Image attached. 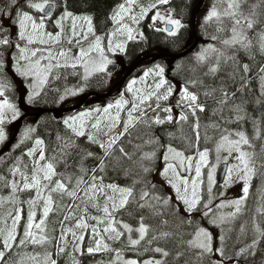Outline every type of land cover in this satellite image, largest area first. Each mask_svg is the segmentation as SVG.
I'll use <instances>...</instances> for the list:
<instances>
[{"label": "trees", "instance_id": "obj_1", "mask_svg": "<svg viewBox=\"0 0 264 264\" xmlns=\"http://www.w3.org/2000/svg\"><path fill=\"white\" fill-rule=\"evenodd\" d=\"M199 1L172 0L164 6L167 12L171 10L173 18H181L184 25L173 37L150 28L147 14H145V20L140 24L141 33V28H143V37L138 41L130 42L122 57L124 65L131 67L148 54L164 52L165 54L178 55L188 51L194 44L190 41L191 34L188 24L192 10ZM124 2L125 0H55L58 7L54 8L52 18L60 16L65 9L75 14H89L92 16L94 32L96 35L103 34L100 36L102 39L114 28L112 17L118 10V5ZM214 4L221 11L226 7L223 0L204 1L202 12L197 15L196 19L199 45L192 53L173 62L172 68H168L165 60L156 61L163 68L164 65L167 67L166 72L170 74L169 80H167L168 85L175 92L173 96H178L179 100L170 103V101L154 99L149 100L143 106L139 105L137 111L132 113L134 119L133 123L129 125L127 133H124V136L113 146L111 154L105 158V171L97 170L96 172L98 178L102 177L100 180L105 186L114 183L121 187H134L136 201L119 212L112 213L116 221L113 227L124 233L121 237L116 238L115 233L104 231L108 226L109 218L105 216L102 209L105 206L106 196L112 195L111 190L105 187L104 191L100 192L90 203L80 206L82 209L81 218H84V223L88 227L78 229L69 227L72 236L74 232L76 236L83 235L84 237L79 250L75 251V247L80 240L74 236L71 241L61 245L63 230L66 225H71V222L68 223L69 214L75 208L74 204L77 199V197L75 199V197L69 196L68 193L75 190L76 194L81 196L84 187L92 183L90 177L92 169L98 165L97 158L104 157V151L100 148L99 143L89 141L88 136L91 135L96 141L103 143L115 130L120 129L123 132L124 126L101 127L97 125L93 127L91 125L84 128L85 135L77 137L64 124V118L70 115L60 116L58 119L52 115V111L70 109L79 103V100L73 103L69 101V88L75 89L76 94L79 92L76 90V80L69 77H77L79 78L78 82L82 80L85 83L89 79L83 80V72L76 66L60 69L58 73L52 74L51 80L42 93L28 102L29 110L21 115L36 114L38 111L46 113L37 119H26L13 146L0 158V228L5 229V233H0V237L6 234L7 227H11L12 218L17 210L21 215L20 223L17 226V242L10 250L5 251L0 264H46L48 258L55 260L56 264H113L120 257L119 260H124V258L125 260H136L137 264H144V260L147 258L161 261L162 264H264V80H262L264 72L261 71L264 68V53L260 51V33L264 32V0H244L241 5V10L245 15H250L255 11L256 15L253 18L260 21L251 30H247L245 26L251 40V47L247 50L239 46L228 48L221 43L222 39L231 35L228 31L231 26L229 19L224 18L226 29L223 32L217 31L218 24L215 19L205 22L206 15L202 14L207 9L211 10ZM18 10L28 12L36 20L42 16L28 6V0H0V40L7 37L9 41L8 44H0V62L3 64V67L0 68V80L8 85L6 92L12 98L16 96L15 89L23 79H15V87L11 83L12 79L9 75L14 78L19 77L16 69L22 65L20 63L22 55L25 57L24 59L32 60L30 59L32 51L29 47L23 48L25 49L23 54L19 51V48L22 47L18 38L19 22L16 15ZM5 21H10L9 27L4 25ZM46 23L47 29L57 32L55 22L46 20ZM213 36H216L217 39L213 40ZM207 42L211 43V46L225 51L226 56L235 57V59L227 61L222 59L217 72H209L210 67L216 66L217 54L207 51L205 61L201 62L197 59L203 50L209 48L205 45ZM106 54L109 58H113V55H109L108 52ZM116 57L114 56V58ZM147 64L148 62H145L134 73L140 74ZM244 64L249 66L247 73L243 70ZM112 69L113 73H111ZM118 72L119 69L116 67L109 68L107 73L91 82L90 89L81 91L79 95L88 92H97L98 95L106 94L120 80ZM66 79L68 80L66 81ZM102 79H104L102 87L94 88ZM155 83L157 84V81ZM185 86L189 92L197 95V103L204 106V111L197 108L193 115L190 109L188 112H184L187 120L180 121L176 113H168L164 109L170 108L168 106L173 107L174 103L178 104V101L181 105L188 106V101L181 100L180 90ZM249 90H252V94L247 97L245 94ZM154 91L159 93L161 90L155 89ZM224 91L229 94L227 104L220 103L225 98ZM120 95L117 89L113 93V97ZM18 102L15 101V103ZM157 103L167 107H157ZM237 105L242 109L239 113L235 111ZM157 114L163 123L152 122V118ZM169 114L173 116L172 121L167 120ZM237 114L244 116V119L237 121ZM254 122L259 126L260 139L254 138ZM9 124L11 123L3 124L2 130L5 138L0 141V151L14 133V129H10ZM28 129H33V131L25 135ZM98 131L99 133L95 135V132ZM236 131L245 132L252 147L245 145L243 148L245 151L254 153L252 160L255 174L249 182L247 198L239 207V211L231 219H228V223L220 227L216 226L217 223L214 222L218 219V214L214 212V202L208 201V207H204L205 201L208 199L204 192H201L197 209L185 215V205L177 199L174 189H166V181L160 174L163 170L162 160L165 151L171 146L182 152L184 157H193L197 151L204 150L208 151V156H213V147L217 146L216 144L223 136L238 139L235 135H229ZM197 135L199 140H197ZM37 139L43 142L39 146L35 144ZM66 144H70L71 147H65ZM33 148H35L34 153L43 150L46 159L56 157V160L53 161L56 165V172L62 173L63 176L57 175L54 180L62 179L68 186V191L64 192L42 190V196L50 195L53 201L47 217L43 216V199H37L35 188L22 189L17 192L12 185L17 174L32 175L34 159L33 156L29 157L27 152ZM121 148L127 155L120 152ZM62 151L66 154L63 160L61 159ZM89 152L94 156H88ZM144 153L150 155V158H144ZM81 164L83 168L87 169V173L80 171ZM144 168H148L150 171L145 172ZM16 169L18 171H14ZM69 176L72 178L70 181L67 179ZM79 177H83L87 183L77 186L76 180ZM134 181H137L135 185H133ZM41 182L46 183L43 180ZM153 185L155 188L152 187ZM142 190L149 191L150 195L146 198L148 204L141 209L138 207V203L141 202L139 196ZM154 196H159L161 199L157 201L153 199ZM214 196L215 192L212 194L211 200ZM164 199H168L167 204L163 202ZM30 200H36L35 205L30 204ZM108 206L111 208V202H108ZM152 206L155 209H152ZM30 209L36 213L34 223H39L40 219H44L45 223L42 227L46 228L47 234L43 236L46 239L34 244L25 238V244L19 245V239L24 238V227L28 222L27 217ZM205 212L207 215H204ZM141 216L144 217V223L149 226V231L146 242L133 247L126 244L129 242L127 236L129 233L123 231L120 222L139 226ZM92 217H98L103 222L98 223ZM93 227H96L98 234L93 233ZM198 228H204L211 235V252L197 249L189 244V241H196L195 234ZM165 233L167 235H164ZM153 236L156 239H152ZM39 240L37 239V241ZM97 240H107L109 242L108 249L101 252L93 251L94 254H92L93 252L89 253L88 248H92L93 243ZM126 245H128L127 248ZM157 247L167 251L168 256L155 252L154 249ZM61 248L63 251H59ZM220 249L223 250L222 254ZM242 249L244 251H241ZM0 250H4L2 241H0ZM118 263L120 262L118 261Z\"/></svg>", "mask_w": 264, "mask_h": 264}, {"label": "snow or ice", "instance_id": "obj_2", "mask_svg": "<svg viewBox=\"0 0 264 264\" xmlns=\"http://www.w3.org/2000/svg\"><path fill=\"white\" fill-rule=\"evenodd\" d=\"M223 2L226 3V7L221 11V10H218L217 6L214 4L212 6L211 10L205 16V18H204L205 22L207 23V22L215 19V21L218 24L217 31L223 32L226 29V26L224 25V18L229 19L231 21V26H230V28H228V31H230L231 35L228 38L222 39L221 43L228 48H235V47L239 46L240 48L245 49V50L249 49L251 47V40L249 39V37L247 35V32L245 30V26H246L247 30H251L254 28V26L256 24L260 23V21L258 19L253 18L256 15L255 11H253L250 15H245L244 12L241 10V5L244 2V0H223ZM132 3H134V0H127L128 5H131ZM168 3H169V0H157V4H168ZM28 6L31 9H34L35 11L43 14L39 18V20L37 21L28 12H21L18 10L16 13L17 18H18V22H19V28H20L19 37H20V39L27 40V42L29 44H31L34 42L33 35L39 34L38 30L44 29L45 19L51 17L52 10L54 8L58 7V5L55 3V0H39V2H36V0H28ZM150 7L154 8V7H156V4H153ZM118 9H119V11H115L114 16L112 17L113 21L117 22V23L119 22V20L123 19V14L125 12H130V8H126L125 4L118 5ZM146 12H147V9L142 8L140 18H143V15H145ZM68 17H72V19H73V35H76V33H75V27H76L75 21L77 19L86 20L88 22V32L93 31L92 26H91V18L90 17H88V16L74 17L73 14L71 12L67 11L66 9L62 12L61 17L55 21L56 25L58 27H60L61 21L68 18ZM131 18L134 22L137 21L136 16H132ZM152 20H153V22L160 20V21L166 23V25H170V27H166L165 29H157L158 31H166L168 36H176L178 34V32L180 31V29H182L184 27L181 19L173 18L172 14H171V10H169V12L166 16H162L159 12H156V14L152 17ZM28 22H31V28H32L33 34L26 35ZM123 27L125 28V30L128 33V39L129 40L134 39V36L132 34V29L127 28V26H123ZM49 35H51V34H49ZM58 35L59 34H57V36ZM84 38L87 39V34H85ZM212 39L215 40V39H217V37L213 36ZM8 42L9 41H8L7 37L0 40V44H8ZM43 42L44 41L41 40V43H43ZM69 42H71V41H69ZM100 44H101V38L97 37L94 47L96 50H99L101 52V55L103 56V50L100 48ZM17 47L19 48V45H17ZM115 48H118L121 52H123L125 50V46L123 43L116 44ZM112 50H113V46L111 43V37H109V51H112ZM209 50L211 52H214L217 54L216 55V66L209 68V72H211V73L217 72L218 66H219L222 59H224L225 61H227L228 59H233V60L235 59V57L226 56L225 51L217 49L211 45H209L208 49L203 50L202 53L198 55L197 59L201 62L205 61L207 59V56L205 55V53ZM19 51L21 52V54H23L25 52V49L19 48ZM260 51H261V53H264V32L260 33ZM63 54L64 53H61V55H63ZM33 55H35V52H33ZM83 55H87V53H85L84 50L81 49V56H83ZM24 58L25 57L22 55L21 59H24ZM109 63H111V61L104 59L103 63L99 65L97 70L101 71V72L105 71V66ZM36 64L38 65L39 61H36ZM72 66L75 67V65H72ZM2 67H3V64H2V62H0V68H2ZM156 67H157L158 71L155 72V75L160 77L159 82L155 85L156 89L158 90L163 85L166 84V81L164 79V68L160 67L159 65H157ZM16 70L21 75L28 76L31 73L32 68L31 67H27V68L18 67ZM243 70L245 73H247L249 71V66L247 64H244ZM151 71H152L151 69L146 71L144 73V76L141 77V80H143L145 77H147ZM261 71L264 72V68H262ZM262 80H264V78H262ZM136 83H137V81H135V80H133L129 83V85H128V91L129 92H131L133 90V85ZM180 92H181V100L189 102L188 107L191 109L193 115H195L197 108H199L200 111H204V106L197 103V101H198L197 95L189 92L186 86L184 88H181ZM172 93H173V89L171 86H169L167 88V91L165 94L158 95L157 93H149V96L156 95V98L158 101L161 99L167 100L168 97L172 95ZM35 94L36 93H30L29 94V101L32 100L33 95H35ZM3 95H4V85L0 84V96H3ZM206 95H207V93H206ZM223 95L225 98L222 101H220V103L221 104H227L229 94L226 91H224ZM147 98L148 97L142 96L140 98L141 103H143L144 100ZM61 99H63V97H61ZM125 103H126V101H124L123 98H121V99L116 101L115 107L117 109H120L122 107V105H124ZM178 104H180V101H178ZM112 107H113V105L111 103L108 104L107 107H105L103 109V112L108 113L109 109H111ZM137 107H138V105L135 103V101H133L132 108L128 112V119L124 122L123 132H121L116 137L110 138V140L107 143V146H105L104 143L96 141L93 136H91V135L88 136L89 141L99 143L100 148L104 151V157H98L97 158L98 159V165L96 168L92 169V175L90 177L92 183L88 185V188L86 189V191L98 190L100 192H103L104 188L106 187L107 189H110L111 192L113 193V195H111V196H106L105 206L103 207L102 211L104 212L105 216H107L109 218L108 226L105 227L104 231L106 233H108V232L115 233L116 238L121 237L124 233L118 231L115 227H113V224L116 221H115V217L112 216V213L119 212L121 209L126 208L130 203L135 202L136 201V198L134 195L135 190H134L133 186L121 187V186L114 184V183H110L106 186L103 185V183H101L100 185H97L95 183V181L98 179L96 172H97V170H99L100 172L105 171V168H106L105 158H107L111 154V150H112L113 146L119 140L120 136L124 135V133H127L129 125L133 123L134 117H133L132 113L137 111ZM157 107H159V104H157ZM4 109H8L12 112V114H13L12 119H16L17 116L19 115L18 110L16 109L15 105L11 104L7 99H4L3 101H0V123H3V121H4ZM96 111H100V110L96 109ZM164 111L171 113L172 110H171V108H165ZM235 111L237 113H239L242 111V109L240 108L239 105H237V106H235ZM89 115H90L89 112H81V113H79L78 116L69 117V118L65 119L64 124L69 129H71V131L75 134V136H77V137L83 136V135H85V131H84L85 118L88 117ZM243 119H244V116H241L239 114L236 115L237 121H240ZM112 120L114 121V124L112 125L114 127L115 123L119 122V113H117L116 116L112 117ZM167 120L172 121L173 116L171 114H169L167 116ZM179 120L180 121H186L187 120V116L184 114L183 111L180 113ZM69 121H72V123H69ZM77 121H79V126L76 125ZM154 122L156 124L163 123V121L159 118V116H157L155 118ZM92 126L96 127L97 125L93 124ZM197 128H198V125H197ZM30 131H33V129L26 130L25 135H27V133ZM254 131H255V137L254 138L260 139L261 138L260 129H259V126L255 124V122H254ZM229 135H235L236 137H238V139H229V136H223L221 138V143H219L217 145V152L219 153L220 150L224 146V142H227V144L229 145V147L227 149L229 155H231L233 151L237 154L235 156V159L239 163L236 165L229 166L227 168L229 175L226 177L225 183L230 182L231 175H232L234 170L238 174L242 173V175L240 176V179H242L244 181L243 188H242L243 196L240 199H237V200L230 202L232 204H235L237 206V211H239V206L247 198V195L249 192V182L252 179L253 175L255 174L254 162L252 160L254 153H250L248 151H245L243 148V146H245V145H247L248 147H252V144H251L249 138L247 137V135L245 134L244 131H236L235 133H230ZM4 138H5L4 132L2 129H0V141H3ZM197 140H199L198 135H197ZM42 143L43 142L39 139H37L35 141V144L37 146L41 145ZM65 147H71V145L66 144ZM34 152H35V148L30 149L27 152V155L29 157H32ZM120 152L124 155H127V153H124L123 148L120 149ZM169 154H171L175 158L180 159L181 167H183V163H184L185 159L187 161H189L188 169L191 170V160L193 158L190 156L184 157V154L182 152H179V151L173 149L171 146H169L167 148V151L164 154V160H165L166 164H165L163 171L160 173L162 177L168 179L169 170L174 171L173 165L167 163L169 160ZM64 155H66V154L62 151V153H61V159L62 160H63ZM87 155L88 156H94V154L91 152H89ZM151 155H154V154H151ZM198 155H199V159L196 162L195 177H193L191 180V186H192L191 197H189V195H188V185H189L188 178L180 177L178 174L176 175V180L183 183V185H184L183 194H181V189L179 187V184L174 183L171 179H168L169 184H171L172 188L176 192L177 199H179L183 202V204L185 205V211H187L189 213H191L193 210L197 209V205L199 203V196L197 195V187H198L197 181L201 176V166L207 165V163H208V160H207L208 151L207 150L198 152ZM144 158H150V155L146 154V156ZM218 159H219V157H218ZM225 159H227V158H225ZM55 160H56V157H52L51 159H46L45 152L43 150H41L40 155H39V159L34 161V169H33L32 176H31V183L28 182V176L24 175L25 183H24L23 187L25 189L35 188L37 199H43V216L44 217L48 216V214L51 210V205H52L53 201H52V198L50 195L47 197H43L42 196V190L48 189L49 192L68 191V186L66 185L64 180H62V179H55L54 180V177H56L57 175L63 176L62 173L58 174L56 172V165L53 162ZM41 162H43V163H41ZM14 171H18V169L14 170ZM80 171L87 173V169L83 168L82 164H81ZM144 171L148 172V171H150V169L144 168ZM214 171H215V166L213 165L211 170L208 172V185H209L208 190H209V193H211L212 185L214 183V180H213ZM41 173H42V177L40 175ZM67 179L70 181L72 178L69 176V177H67ZM99 179L102 180V177H99ZM42 180L46 183H42L41 182ZM84 183H87V181H85L83 179V177L77 178V180H76L77 186H79L80 184H84ZM135 183H137V181H134L133 185H135ZM152 187L155 188V185H153ZM68 194L72 197H75L76 191L72 190ZM149 195H150L149 191H147V190L141 191L140 196H139V201H141V202L138 203L139 208L142 209L148 204V201L146 198L149 197ZM153 199L159 201L161 199V197L154 196ZM108 202H111V208H109ZM163 202L165 204H167L168 199H164ZM29 203L32 205H35L36 200H30ZM204 207L207 208L208 205L205 204ZM35 215H36L35 211L30 209L29 213H28V217H27L28 222L24 227V233H23L24 238L19 239V245L25 244V242H26L25 238L29 239L34 244L42 242L44 239H46L45 237L41 236L40 240L37 241L35 235L31 231V229L33 227L43 231V228L41 226L45 223L44 219H40L39 223H34ZM204 215H207V213L205 212ZM65 219H68V217H65ZM92 219L97 220L98 223L103 222L98 217H92ZM20 220H21L20 211L17 210L15 216L12 218L11 227H7L6 234H4V235H2V237H0V241H2L3 249H4V250H0V261L3 260L4 255H5V251L10 250L13 247V245L16 244V242H17V226L19 225ZM120 223H121V227L127 233H129L128 240H129V244L131 246L135 247V246L139 245L141 243V241L145 240V237L149 231V226L144 223V217L143 216L140 217L139 226L136 229H133L127 223H123V222H120ZM76 227L77 228H87L88 225L86 223H84V218H81L77 222ZM68 231H71V229H68ZM133 231H136L139 234L138 239L132 238L131 233ZM0 233H5V229L0 228ZM93 233L98 234L96 227H93ZM72 234L74 237H76L79 240L84 239L83 235L76 236V233H74V232ZM164 235H167V233H165ZM195 237H196V246L197 247L203 249L206 252L212 251V237L204 228H198V230L196 231ZM152 239H156V237L153 236ZM221 239H223V238H221ZM149 243H151V241H149ZM193 243H194V241H189V244H193ZM100 244H101V241L97 240L96 241L97 247L95 249H93L91 247L88 248V252L92 253L93 251H98ZM105 247H107V246H105ZM59 251H63V249L61 248V249H59ZM154 251L157 253H162L164 256H168V252L164 251L163 249H161L159 247L155 248ZM220 251L222 254L223 250L220 249ZM241 251H244V250L242 249ZM50 264H56V261L51 260ZM124 264H137V261L136 260H127V261H124ZM144 264H162V262L161 261H154V262L153 261H145Z\"/></svg>", "mask_w": 264, "mask_h": 264}, {"label": "rangeland", "instance_id": "obj_3", "mask_svg": "<svg viewBox=\"0 0 264 264\" xmlns=\"http://www.w3.org/2000/svg\"><path fill=\"white\" fill-rule=\"evenodd\" d=\"M170 1L171 0H169V2ZM123 4H125L126 8H130V12H125L123 14V19L119 20L118 23L113 21L114 32L109 31L108 35L101 39L100 48L103 50V56L101 55V52L99 50H96L94 47L96 38L103 36V34L102 35H96V33L94 32L93 26H92V21H91V26H92L93 31L88 32V22L84 19H77L75 21V24H76L75 33H76V35H73V19H72V17H68V18L62 20L60 27H58L56 25L57 29L59 28L57 33H51L47 29V23H45L44 29L38 30L39 34L33 35L34 42L31 44H29L27 42V40L20 39V37H19L20 28H18V38L20 39L21 42L25 43L26 46L33 48V49H31L32 51H34L38 47L39 48H38V50H35V52H36L35 55L32 54L33 57L31 59L34 58V60H29L25 65H23L21 67V68L31 67L32 71L28 76H24L25 79L22 80L21 83L18 85V87L15 89L16 90V96L14 98L10 97L7 94L6 88L8 86L6 83H4L2 80H0V84L4 85V95L0 96V101L7 99L11 104L15 105V107L19 113V115L17 116L16 119H12V115H13L12 112L8 109H4V121H3V123H0V129L3 128L4 123H8V122L11 123V124H9L10 129L15 128V125H16L20 115L22 113L26 112L27 110H29V108H27L29 106L26 104L27 100H29V94L30 93H36L35 95H33V98H37L42 93V91L45 89V87L47 86V82H48L49 78L51 77V75L59 69L72 68L73 67L72 65H75L76 67L80 68L81 71L83 72V77H84L83 80L89 79V81H90V82L88 81L87 83L83 82L82 80H81V82H78L79 78L73 77V76L69 77L70 79L76 80L75 81L76 90L79 91L77 93L78 94L77 95L75 93V89H70V88L68 89V93H69V97H70L69 101L72 103L76 100H80L84 94L80 97L79 93L81 91H86V90L90 89L91 88L90 87L91 82L94 79H96L97 77H100V76L104 75L105 73H107L109 68L116 67L119 69V72H120L121 68H122V64H123V60H122L123 54H125L126 49H127L128 45L130 44V40L128 39V33L123 26H127V28L132 29V34L134 36V39H132V41L133 40L138 41L140 38H142L143 37V35H142L143 34V28H141V30H142V33H141L140 24L142 23L143 20H145V15H143V18H140L142 8L147 9L146 14L148 17V26L150 28H152V29L154 28L157 30V29H165L166 26H168V25H166V23H164L160 20H157L155 22H153V20H152V17L156 14V12H159L162 16H166V15H164V14H167V11L164 7L165 4H157V1H154V0H134V3H132L131 5H128L127 0H125V2ZM153 4H156V7H154V8L150 7ZM209 11L210 10L207 9L202 15L203 16L207 15V13ZM200 12H202L201 9H200ZM72 14L74 17L88 16L92 19V16L89 14H75V13H72ZM132 16L137 17L136 22H134L132 20V18H131ZM60 17H61V15L58 16V19ZM174 18H176V17H174ZM4 25L6 27H9L10 21H5ZM28 34H33L32 28H31V22L27 23L26 35H28ZM49 34H51V35H49ZM57 34H59V35L57 36ZM85 34H87V39L84 38ZM109 37H111V43L113 46L112 51H109ZM41 40H43L44 42L41 43ZM61 41L63 42V44L65 46H69V47L64 48V49L56 48L58 46H61ZM69 41H71V42H69ZM118 43L124 44L125 50L123 52H121L118 48H115V45ZM80 45H81V47L78 48L77 46H80ZM205 45H207V47H209V45H211V43L207 42V43H205ZM70 47H72V49ZM75 47H77V49ZM81 49H83L84 52L87 53V55L81 56ZM106 52H108L109 55H113V58L112 59L109 58L107 56ZM61 53H64V54L61 55ZM114 56H117V57L114 58ZM104 59L111 61V63H109L105 66V71H103V72L98 71L97 68L99 67L100 64L103 63ZM116 59H118V60H116ZM36 61H39L38 65L36 64ZM147 62H148V64L146 65L144 70L141 71L140 74L133 75L130 79H128L126 81L127 82L126 85L121 89V91H120V89H117V92L121 94L120 96H117V97L114 96L113 97V95H112L111 99H109L108 101H105L104 103H102V102L97 103L96 101H98V98L91 96L84 103L83 108H81V109H86V110H80L79 112L64 118V120L69 118V117L78 116L79 113H81V112H89L90 115L85 118V126H84L85 129L87 127L93 125V124H96V125L101 126V127H113L112 125L114 124V121L112 120V117L116 116L117 113H119V122L115 123L114 127H120L121 125L124 126V122L126 121V117H127V112H129L131 110L133 101H135V103L138 106L139 105L143 106L145 103H148L149 100H154V99L157 100L156 95L149 96V93H155V91H154L156 89V87H155L156 83L155 82L157 81V83H158L159 79H160L159 76L155 75V72L158 71V69L156 67L158 64L156 62H154L153 60H148ZM166 63H167V61H166ZM159 66L162 67L161 64H159ZM172 67H173V65L170 67L168 66V68H172ZM166 68L167 67L164 65V79L166 81V86L163 85L159 89L161 91L159 93H157L158 95L165 94L167 91V88L169 87L167 80H169L168 76H170V74H168L166 72ZM149 69H151L152 71L149 73V75L147 77H145L143 80H141V77H143L144 73L146 71H148ZM113 72H114V70L112 69L111 73H113ZM119 72H118V75L119 74L120 75L118 77L123 76L122 72H120V73ZM108 73L110 74V72H108ZM18 74L20 77L22 76L19 72H18ZM67 80L68 79H66V81ZM133 80L137 81V83L133 85V90L131 92H129L128 91V85ZM103 82H104V79H102L94 88H98V89L101 88ZM173 94H175L174 90H173L172 95L169 96L167 100L161 99V101H170V103H171L173 101L179 100L178 96H173ZM177 94H180V93H177ZM250 94H252V90L247 91L245 96L249 97ZM142 96L148 97L147 99L144 100L143 103H141V99H140ZM79 97H80V99H79ZM121 98H123V100L126 101V103L124 105H122V107L120 109H113L115 107L116 101L121 99ZM15 101H19V102L15 103ZM110 103L113 105V107L111 109H109L108 113H104L103 109L105 107H107V105ZM157 104H160V103H157ZM174 104L175 105L173 107L172 106H168V107L171 108L172 114H174V113L177 114L178 119H179L180 113L182 111L186 113L190 110V108L188 106L177 104V103H174ZM159 107H167V106L166 105H159ZM96 109H99L100 111H96ZM116 111H118V112H116ZM157 116H159V114L155 115L152 118L153 123H155L154 120ZM71 122L72 121H69V123H71ZM76 123H77V126H79V121H77ZM121 132H122L121 130L116 131L114 137L118 136ZM98 133H99V131L95 132V135H97ZM122 136H124V135H122ZM122 136H120L119 139H121ZM229 139H231V138L229 137ZM109 140H110V138H107L106 140H104L103 143L105 144V146H107V143ZM219 143H221V139H220ZM218 144H216V145H218ZM228 147H229V145L227 144V142H224V146L220 150L219 153L217 152V146L213 147L212 152L214 153V155L208 156L207 157V160H208L207 165L201 166V176L197 181V183H198L197 195L199 196V200L201 197V192L202 193L204 192L208 196V199H206L205 204H208V201H211L212 203L214 202L213 203L214 208H215L214 212L216 214H218V219H216V221H214V222L217 223L215 225L218 227L227 224L229 221L228 219H231L233 217V215H235L238 212L237 206L235 204L230 203V202L237 200V199H240L243 196L242 188H243L244 181L242 179H240V176L242 175V173L238 174L234 170L232 175H231L230 182L225 183V179L229 175L228 171L226 170V174H225V177H224L222 183L221 184L217 183V172L219 171L220 168H222L221 166L225 165L228 168L229 166L236 165L239 163L235 159V156L237 154L234 151L232 152L231 155H229V153L227 151ZM146 154L147 153H144L143 156H146ZM39 155H40L39 151L38 152L36 151V153H34V155H33L34 161L39 159ZM218 157H219V159H218ZM192 158L193 159L191 160V170L188 169L189 161H187L186 159L184 160L183 167H181L180 159L175 158L171 154H169V160L167 162V163L173 165V168H174V171L169 170L168 179H171L174 183L179 184V187L181 189V194H183V192H184V185H183V183L176 180V175L178 174L180 177L188 178V180H189V185H188L189 197H191V194H192L191 180L193 177H195L196 162L199 159L198 151L194 154V156ZM225 158H227V159H225ZM41 163H43V162H41ZM162 163H163L162 167L164 169L165 164H166L164 157H163ZM33 165H34V162H33ZM213 165L215 166V171L213 173L214 183L212 185V191H211V193H209V190H208V187H209V185H208V172L211 170ZM40 175L42 177V173ZM31 176H32L31 174L28 176V182L29 183H31ZM163 179L166 181V183H165L166 189L172 190L173 188H172L171 184H169L168 179H166L164 177H163ZM250 182H251V180H250ZM24 183H25L24 175H22V174H17L12 181V185L17 192H20V190L25 189L23 187ZM95 183L97 185H100L103 182L98 178L95 181ZM87 188H88V185H86V187H84V189L81 193L82 195L77 196V199H76L75 204H74L75 208L69 214L70 220L68 221V223L71 222V225H69V224L66 225V228L63 230V233L61 236V245L65 244L66 242L71 241L73 239V236L68 231L69 227H73L74 229H78L76 227V224L79 221V219H81V217H82L81 216L82 209L80 206L84 205V204L86 205L87 203H90L91 200H93L98 194H100V191H98V190L86 191ZM43 190H45V189H43ZM214 192H215V196L211 200V196ZM111 194L113 195L112 192H111ZM251 194H252V192H251ZM154 204H156V203H154ZM151 208L155 209V207H153V206ZM184 213H185V215L189 214V212H187L185 210H184ZM130 226L133 229H136L138 227L137 224H132ZM31 231L35 235L36 239H40L41 236H45L47 234L45 227L43 228V231H41L40 229H37L35 227H33L31 229ZM123 231H125V230L123 229ZM127 236H129V235L127 234ZM131 236L133 239L139 238V234L136 231H133L131 233ZM146 237H147V235H146ZM146 237H145V240L141 241V243L146 242ZM192 241H194V243L192 244L193 247H195L197 249H201V248L196 246L195 240H192ZM126 244H129V242ZM81 245H82V241L80 240L79 243L77 244V246L75 247V251H78L79 247ZM105 246H107V247H105ZM108 246H109V242L107 240L101 241V244H100L98 251H100V252L105 251L108 249ZM127 246L128 245H126V248H127ZM96 247H97L96 242H94L92 248L95 249ZM95 252H97V251H95ZM95 252H93L92 254H94ZM119 259H116L113 264H124V261H127V259L125 260V258H124V260L123 259L119 260ZM50 260L51 259L48 258L46 264H50ZM118 261L120 263H118ZM145 261H153L154 262L157 260L152 259V258H147L144 260V262Z\"/></svg>", "mask_w": 264, "mask_h": 264}, {"label": "water", "instance_id": "obj_4", "mask_svg": "<svg viewBox=\"0 0 264 264\" xmlns=\"http://www.w3.org/2000/svg\"><path fill=\"white\" fill-rule=\"evenodd\" d=\"M205 0H200L199 3L196 5V7L192 10V13L190 15V32H191V41H194L193 46L186 52L182 53V54H168V53H160V54H148L144 57H142L141 59H139L137 62H135L131 67H128L127 69H123L124 72H126L124 74V76L106 93V95L104 96H98L97 94H88L85 95L81 98L80 102L74 106L73 108L70 109H64V110H55L52 111L53 116H55L56 118H59V115H63V114H69V113H74V112H78L81 110V108H83L84 103L87 101V99H89L91 96H95L96 98H98V101H96L97 103L100 100L103 99H107L109 98L113 92L116 89H121L123 87V85L125 84V82L127 81V79L135 72L137 71L145 62H147L148 60H153L154 62H156L157 60H162V59H169L170 63L171 62H176L184 57H186L188 54L192 53L196 47L199 44V38L196 34V18L198 13L200 12V9L202 8L203 4H204ZM44 113L46 112H38L36 114H25L24 116H22L15 127V131L13 134L12 139L10 140V142L0 151V158L11 148V146L13 145L15 139L17 138L20 128L22 126V123L24 122V120H26L27 118H38L40 116H42ZM226 166H222V168L219 169L218 171V181L219 183H221V181L224 179L225 173H226Z\"/></svg>", "mask_w": 264, "mask_h": 264}, {"label": "flooded vegetation", "instance_id": "obj_5", "mask_svg": "<svg viewBox=\"0 0 264 264\" xmlns=\"http://www.w3.org/2000/svg\"><path fill=\"white\" fill-rule=\"evenodd\" d=\"M169 12V11H168ZM168 12H167V14H168ZM167 14H164V15H167ZM177 19H181V18H177ZM166 62V61H165ZM169 67L170 66H172V65H174L173 64V62L172 63H170V61H167V63H166ZM102 96L104 95V94H101ZM106 100H104V101H101L102 103H104Z\"/></svg>", "mask_w": 264, "mask_h": 264}]
</instances>
